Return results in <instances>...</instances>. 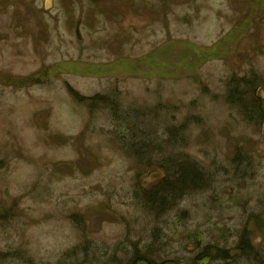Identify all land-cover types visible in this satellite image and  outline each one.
I'll use <instances>...</instances> for the list:
<instances>
[{
    "label": "rangeland",
    "instance_id": "374dc122",
    "mask_svg": "<svg viewBox=\"0 0 264 264\" xmlns=\"http://www.w3.org/2000/svg\"><path fill=\"white\" fill-rule=\"evenodd\" d=\"M263 122L264 0H0V264H264Z\"/></svg>",
    "mask_w": 264,
    "mask_h": 264
},
{
    "label": "trees",
    "instance_id": "16d2710c",
    "mask_svg": "<svg viewBox=\"0 0 264 264\" xmlns=\"http://www.w3.org/2000/svg\"><path fill=\"white\" fill-rule=\"evenodd\" d=\"M236 79H234V82ZM13 82V81H12ZM248 83H246L247 85ZM251 84V83H250ZM71 95L81 104H85L89 110L94 109L99 103L106 104L105 98L102 96H93V97H84L79 95L76 91L69 89ZM252 93L250 94V96ZM258 99V101L256 100ZM260 98L255 97L253 93L251 99V108L253 110H257L259 114L263 112L260 108ZM261 128V127H260ZM176 174L173 175L166 174L167 177L157 179L152 182V185L149 187H140V190L136 193L137 198L143 205L147 206L151 211L160 213L164 207L172 206L176 199L179 198L184 190H191L194 188H200L203 185L204 177L198 172V167L196 164L190 161L178 162L175 164ZM189 188V189H187ZM240 247L245 250H249L252 247H256L253 245L252 241L249 245L246 242L245 238H242L239 241ZM76 248V247H75ZM216 251L213 253L211 248L205 247L202 251L197 253L191 260L189 264H209V262L214 258L215 255L220 258H228V255L224 254L223 250L214 248ZM72 251H67V257L72 256L70 253ZM75 253V252H74ZM225 257V258H224ZM129 262L118 264H161L156 263V259L148 254L146 251H142L137 247L134 248L132 255L129 257Z\"/></svg>",
    "mask_w": 264,
    "mask_h": 264
},
{
    "label": "water",
    "instance_id": "95a60500",
    "mask_svg": "<svg viewBox=\"0 0 264 264\" xmlns=\"http://www.w3.org/2000/svg\"><path fill=\"white\" fill-rule=\"evenodd\" d=\"M48 6V3H46V5H45V8ZM264 127V126H263ZM263 133H264V129H263V131H262Z\"/></svg>",
    "mask_w": 264,
    "mask_h": 264
}]
</instances>
